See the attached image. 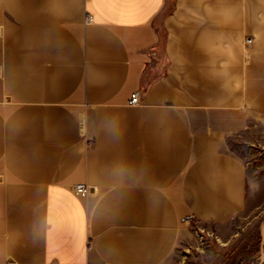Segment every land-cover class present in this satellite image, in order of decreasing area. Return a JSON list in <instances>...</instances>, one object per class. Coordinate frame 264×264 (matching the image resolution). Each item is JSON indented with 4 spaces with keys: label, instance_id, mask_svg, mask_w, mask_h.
Listing matches in <instances>:
<instances>
[{
    "label": "crops",
    "instance_id": "crops-1",
    "mask_svg": "<svg viewBox=\"0 0 264 264\" xmlns=\"http://www.w3.org/2000/svg\"><path fill=\"white\" fill-rule=\"evenodd\" d=\"M260 112L264 0H0V264H175Z\"/></svg>",
    "mask_w": 264,
    "mask_h": 264
},
{
    "label": "rangeland",
    "instance_id": "rangeland-1",
    "mask_svg": "<svg viewBox=\"0 0 264 264\" xmlns=\"http://www.w3.org/2000/svg\"><path fill=\"white\" fill-rule=\"evenodd\" d=\"M247 55L252 61V52ZM231 146L248 170L249 207L223 234L202 230L195 243L180 246L175 264H258L264 259V113L251 117Z\"/></svg>",
    "mask_w": 264,
    "mask_h": 264
},
{
    "label": "built area",
    "instance_id": "built-area-1",
    "mask_svg": "<svg viewBox=\"0 0 264 264\" xmlns=\"http://www.w3.org/2000/svg\"><path fill=\"white\" fill-rule=\"evenodd\" d=\"M252 41H253V38L252 37H248L246 39V43L247 44L252 43ZM130 103L131 104H138V103H140V92L138 90L137 91H134L131 94ZM75 191H76L77 194H79L81 196H86L89 193V186L86 185V184H83V183H79V184L75 185Z\"/></svg>",
    "mask_w": 264,
    "mask_h": 264
},
{
    "label": "water",
    "instance_id": "water-1",
    "mask_svg": "<svg viewBox=\"0 0 264 264\" xmlns=\"http://www.w3.org/2000/svg\"><path fill=\"white\" fill-rule=\"evenodd\" d=\"M258 264H264V259L260 263H258Z\"/></svg>",
    "mask_w": 264,
    "mask_h": 264
}]
</instances>
